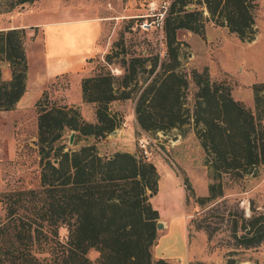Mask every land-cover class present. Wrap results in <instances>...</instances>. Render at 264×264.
<instances>
[{
    "label": "trees",
    "instance_id": "1",
    "mask_svg": "<svg viewBox=\"0 0 264 264\" xmlns=\"http://www.w3.org/2000/svg\"><path fill=\"white\" fill-rule=\"evenodd\" d=\"M34 0H10L0 12ZM210 17L225 26L240 40H252L255 33L253 11L256 0H201ZM192 0H172L164 31L167 52L174 65L161 79L143 80L144 88L136 103L137 121L145 131H158L182 125L188 118L181 114L180 91L187 80L176 72L180 61L176 31L181 28L202 32V11L188 9ZM0 6L2 4L0 3ZM23 29L0 30V111L14 109L22 96L27 77ZM139 58L131 61L121 87L135 78ZM7 64L10 79L2 77ZM156 63L148 70L152 72ZM198 87L194 123L200 143L213 153L224 168L264 162V84L252 86L253 113L241 108L227 93L211 89L205 67L193 70ZM111 74L86 75L81 78V94L85 102L96 103V122L84 121L74 107H39L37 117L38 153L41 163L40 187L12 190L0 194V264H177L163 258H153L151 247L157 243L158 211L149 194L158 190L159 174L151 162L127 151L104 156L95 143L76 150H66V133L75 132L73 144L81 136L104 138L118 127L108 105L117 99L129 98L113 86ZM54 143L57 147L53 148ZM230 161V162H229ZM207 163V162H206ZM208 195L197 197L201 210L222 195L216 161L209 164ZM185 190L192 194L185 179ZM188 201V194L186 199ZM5 212L1 215V206ZM192 222H196L192 220ZM60 227L67 229L64 240ZM245 234L237 238L241 247L248 248L264 240V216H250L241 225ZM210 237L214 230L196 223ZM233 225L231 233L235 236ZM89 249L97 251L94 260Z\"/></svg>",
    "mask_w": 264,
    "mask_h": 264
},
{
    "label": "rangeland",
    "instance_id": "2",
    "mask_svg": "<svg viewBox=\"0 0 264 264\" xmlns=\"http://www.w3.org/2000/svg\"><path fill=\"white\" fill-rule=\"evenodd\" d=\"M9 1L0 0V8L7 7ZM171 1L105 2L112 20L104 27L99 50L84 75L111 74L114 76V88L119 93L123 90L129 92V98L117 99L108 105V111L118 123L114 129L116 133L110 132L104 138L84 139L80 136L75 144L74 136L70 143L71 133H66L64 151L95 143L104 156L127 151L155 165L159 174L158 190L150 201L163 220L169 223L168 233L160 236L158 252L181 256L182 264L186 262L188 250L192 254L187 264H264V240L248 248L241 247L237 242L238 236L246 233L247 228L242 230L241 227L246 218L264 216V162L238 167H231L235 163H230L224 168L213 153L203 148L197 135L201 125L198 127L193 121L198 87L192 76L193 70L201 71L206 67L211 89L218 88L219 93H227L241 108L253 113L252 86L264 84V0H256L252 40H240L225 26L215 23L201 0H192L187 8L202 11L203 31L178 29L174 44L180 61L175 70L187 80V86L180 93L183 102L181 114L188 120L166 131H145L137 121L138 95L147 82L163 78L174 65L167 52L164 31V18ZM161 15L162 25L159 24ZM134 58L142 59L136 65L137 80H132L128 87L123 88L122 78L128 74ZM154 63L156 66L149 73ZM145 78L146 83L143 82ZM79 92L81 94L79 75L58 76L34 104H26L22 117L17 116L10 122L6 120L12 124L11 127L0 126V194L40 187L42 166L37 145V102L46 108H77L84 121L96 122L97 104L83 101ZM141 142H145L144 148ZM57 145L54 143L53 148ZM215 161V174L220 175L222 195L201 210L195 199L208 195V185L213 180L209 175V164ZM185 179L193 192L190 195L185 190ZM187 194L188 201L185 202ZM4 209L5 205H2L1 215ZM163 220H158L162 223L158 232L164 230ZM196 223L208 225L214 230L213 234L209 237L205 230H196ZM233 225L237 228L235 236L231 233ZM58 233L59 238L64 240L67 229L60 227ZM97 255L93 249L87 252L91 260Z\"/></svg>",
    "mask_w": 264,
    "mask_h": 264
},
{
    "label": "crops",
    "instance_id": "3",
    "mask_svg": "<svg viewBox=\"0 0 264 264\" xmlns=\"http://www.w3.org/2000/svg\"><path fill=\"white\" fill-rule=\"evenodd\" d=\"M106 1L34 0L17 5L9 11L0 12V30H24L27 60L25 90L14 109L0 111L1 127H11L12 124L6 120L10 122V119L17 116L22 117L26 104H34L54 78L66 74H77L80 78L85 76L89 64L99 50V39L103 29L108 21L112 20L105 8ZM3 66L5 67L2 69V77L8 80L10 69L7 64ZM79 96L81 97L80 92ZM158 220H163L160 214ZM163 222L164 230L159 232L151 255L153 258H163L182 264L181 256L157 250L160 236L168 233L169 223L165 219ZM186 241L189 246L187 237ZM187 254L185 264L192 253L190 254L188 250Z\"/></svg>",
    "mask_w": 264,
    "mask_h": 264
},
{
    "label": "water",
    "instance_id": "4",
    "mask_svg": "<svg viewBox=\"0 0 264 264\" xmlns=\"http://www.w3.org/2000/svg\"><path fill=\"white\" fill-rule=\"evenodd\" d=\"M112 133H116V131H112ZM75 132L74 131H71V134H70V137H69V142L72 143V140H73V136H74ZM149 196L151 197L152 194H149ZM156 228L159 229V228H162V223L161 222H157L156 224Z\"/></svg>",
    "mask_w": 264,
    "mask_h": 264
},
{
    "label": "built area",
    "instance_id": "5",
    "mask_svg": "<svg viewBox=\"0 0 264 264\" xmlns=\"http://www.w3.org/2000/svg\"><path fill=\"white\" fill-rule=\"evenodd\" d=\"M162 23H163V15L160 16V22H159V24L162 25ZM143 25L146 26V23H143ZM141 143H142V144H141V147L144 148V147H145V142H141ZM144 152L147 153L148 150L145 148V149H144Z\"/></svg>",
    "mask_w": 264,
    "mask_h": 264
}]
</instances>
